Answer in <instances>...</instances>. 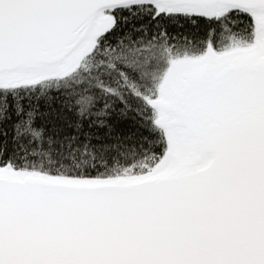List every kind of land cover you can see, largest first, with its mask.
Segmentation results:
<instances>
[{
    "label": "snow or ice",
    "instance_id": "6c2138e0",
    "mask_svg": "<svg viewBox=\"0 0 264 264\" xmlns=\"http://www.w3.org/2000/svg\"><path fill=\"white\" fill-rule=\"evenodd\" d=\"M0 264H264V0H0Z\"/></svg>",
    "mask_w": 264,
    "mask_h": 264
}]
</instances>
